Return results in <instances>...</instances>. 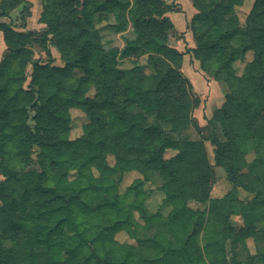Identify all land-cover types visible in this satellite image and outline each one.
Segmentation results:
<instances>
[{"label":"trees","instance_id":"16d2710c","mask_svg":"<svg viewBox=\"0 0 264 264\" xmlns=\"http://www.w3.org/2000/svg\"><path fill=\"white\" fill-rule=\"evenodd\" d=\"M41 1L39 23L47 31L38 39L35 31H25L31 2L0 0V36L8 54L0 58V264H137L138 247L117 236L124 232L135 240L136 222L149 226L162 215L150 214L143 203L122 207L119 188L126 173L139 172L143 179L126 193L144 200L151 170L162 178L163 202L171 207L166 230L154 237L163 264H264V0H255L245 22L237 13L244 0H191L197 13L190 53L230 90L212 119L226 138L212 136L215 165L234 187L221 199L211 197L215 167L204 142L174 140L150 123L154 116L173 131L186 129L200 106L181 72L186 52L169 44L176 28L169 14L179 7L165 0ZM110 16L118 32L132 24L136 38L123 55H146V65L124 69L110 59L98 30ZM34 42L50 62L34 63L25 87ZM52 42L64 67L54 65ZM249 52L253 60L238 75L235 64ZM72 109L89 120L74 140ZM168 150L177 154L167 159ZM240 188L253 198L239 199L233 193ZM249 239L258 242L255 254Z\"/></svg>","mask_w":264,"mask_h":264},{"label":"rangeland","instance_id":"374dc122","mask_svg":"<svg viewBox=\"0 0 264 264\" xmlns=\"http://www.w3.org/2000/svg\"><path fill=\"white\" fill-rule=\"evenodd\" d=\"M83 2L84 0H79ZM168 4H172L174 8H178L173 15V20L175 22H179L182 24V27H186L184 32H180L179 29L170 30V46L175 48L180 47L181 52H186L184 57V62L182 66V74L192 85L191 97H198L200 99V106L193 110V124L186 129L180 131H173V129L166 125L164 122L156 120L154 116L150 117V123L156 124L159 126L165 133V135L174 140H193L198 141L202 140L206 146L207 154L211 164L215 167V182L213 185V189L211 192V197L214 199H221L228 194L234 191V187L232 183H230L228 174L225 169L216 167L214 161V147L211 144V139L213 134L219 136V138L224 142L226 140L223 135V129L219 124H212V119L215 110L221 108L225 103V97L230 92L227 85L219 83L214 78V73L206 74L200 68V63L194 59L193 55L190 53L188 48L189 43L187 42L188 37L185 36L187 33L190 37L191 43L194 42V36H192L193 31L191 30V21L188 19V8L193 7L191 0H165ZM255 0H244V5L237 9V13L242 22H245L246 17L250 13ZM189 3V5H188ZM195 9V8H194ZM183 10H186L183 11ZM19 14L16 12L14 15ZM195 13L197 10L195 9ZM17 14V15H18ZM20 15V14H19ZM116 25V20L114 16H110L107 22L104 24L98 25L99 35L101 38L102 46L106 52H112L110 55L111 60H116L121 68L130 69L135 64L146 65L147 56H129L126 57L123 55V51L127 45L129 40H134L136 38L135 31L133 29L132 24H130L126 30L118 32L114 27ZM47 31V28H43V30L35 31L38 39L42 38V35ZM182 33V34H181ZM4 40L3 34L0 36V44L1 40ZM7 47V46H6ZM50 51L52 53L54 65L58 67H64L65 63L62 60L61 53L54 42L49 44ZM31 48L34 52V57L32 63L29 64L27 68L26 82L25 87H28L31 80V74L33 71L34 63L46 64L50 62V59L47 55V51L39 46L38 42H34L31 45ZM7 48L3 50L0 46V58L4 59L7 56ZM253 53H247L245 60L238 61L235 64V69L237 70L238 75H242L246 65L253 60ZM81 71H75L73 76L75 79H79L82 77ZM95 90L92 89L88 96L93 98L95 96ZM72 116V130L70 134V138L72 140L80 138L83 135V126L89 122L87 116L84 112L78 109L71 110ZM37 148H35L33 152V157H35ZM177 154L175 150H168L165 153V158L169 159ZM256 159V154L254 152L248 154L246 156V160L248 162H253ZM17 160H15V163ZM108 163L110 166L114 165V157H108ZM17 169H24L25 171L31 170V168H36L34 165L31 167H26L25 165H16ZM244 172H248V168H244ZM77 173L72 172L70 174V179L73 180L76 177ZM123 182L120 184L119 192L121 194V205L126 209H134L139 204L143 203L150 214L160 213L162 217L157 219L155 222L150 224L149 226H145L144 222H136L134 224V229L137 234V238L135 240H131L127 233H120L117 236V240L121 243H131L138 247L140 252V257L138 259L137 264H147L149 260H153L154 264H163L161 259H157L156 245L154 242V237L159 231L166 230V221L169 212L171 211V207L164 204V195L160 191V187L163 185L162 178L160 177L158 171L151 170L148 175V181L144 184L143 191L146 193V198L144 200L138 199L136 194L126 193L127 188L137 179H143V175L139 172H130L126 173L123 177ZM18 192L22 193V187L17 183ZM233 194H237L239 199L243 201L251 200L253 195L247 192L246 190L240 188L238 193L234 192ZM193 208H196L197 205L191 204ZM138 219V214H136ZM233 220L238 224H241V220L238 217H233ZM201 243H204V240L201 239ZM248 247L252 254L256 253V246L258 242L254 239H249L247 241ZM241 259L243 261L246 260V253H241ZM255 264H263L262 259H258Z\"/></svg>","mask_w":264,"mask_h":264},{"label":"crops","instance_id":"0c3cea01","mask_svg":"<svg viewBox=\"0 0 264 264\" xmlns=\"http://www.w3.org/2000/svg\"><path fill=\"white\" fill-rule=\"evenodd\" d=\"M28 1L31 2V4H32V8H31V13L32 14H31V17L27 19V22H26L27 28H26L25 31H27V30H30V31L40 30L41 31V30H43V28H45V26L43 24L39 23V19H40L41 13H42V1L41 0H28ZM168 3H169V1H168ZM188 5H189V3H188ZM183 11L186 12V10H183ZM187 13H188V19H189V22H190L192 20V18L194 17V15L196 14L194 7H190L189 6ZM174 14L175 13H170L169 14V17L173 21L176 29H179L180 32H184L186 30V27L180 28V27H182V24H180L179 22H175L173 20V15ZM15 16L16 15L13 14V17L14 18H15ZM16 24L19 25L20 24V21H16ZM183 34H186L185 36L188 37V39H187V42L189 43L188 48L189 49L194 48L195 47L194 42L191 43L189 35L187 33H183ZM192 36H193V34H192ZM0 46H1V48L3 50H5L7 48L6 47V44H5V41L3 39L1 40ZM177 49L179 51L182 50L180 47H178Z\"/></svg>","mask_w":264,"mask_h":264}]
</instances>
